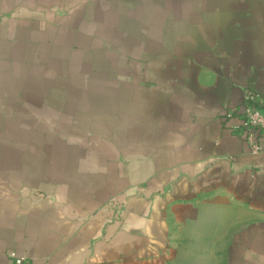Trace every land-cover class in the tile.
Here are the masks:
<instances>
[{
    "label": "crops",
    "instance_id": "0c3cea01",
    "mask_svg": "<svg viewBox=\"0 0 264 264\" xmlns=\"http://www.w3.org/2000/svg\"><path fill=\"white\" fill-rule=\"evenodd\" d=\"M264 0H0V264H264Z\"/></svg>",
    "mask_w": 264,
    "mask_h": 264
},
{
    "label": "built area",
    "instance_id": "2783aa9c",
    "mask_svg": "<svg viewBox=\"0 0 264 264\" xmlns=\"http://www.w3.org/2000/svg\"><path fill=\"white\" fill-rule=\"evenodd\" d=\"M224 117L238 121L234 132L245 139L252 154L258 155L263 151V146L258 141L259 136L264 133V102L259 92L250 91L245 96L243 106L228 108ZM8 264H32V261L11 253Z\"/></svg>",
    "mask_w": 264,
    "mask_h": 264
}]
</instances>
